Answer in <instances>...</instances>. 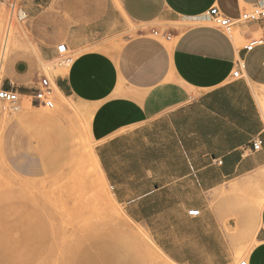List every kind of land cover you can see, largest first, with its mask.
Wrapping results in <instances>:
<instances>
[{
  "label": "crops",
  "instance_id": "0c3cea01",
  "mask_svg": "<svg viewBox=\"0 0 264 264\" xmlns=\"http://www.w3.org/2000/svg\"><path fill=\"white\" fill-rule=\"evenodd\" d=\"M258 1L20 2L36 57L58 59L61 43L75 57L52 81L92 109L95 159L115 201L175 264H264V203L255 221L212 203L225 191L264 195V20L228 35L208 17L216 5L238 19ZM256 137L261 150L247 152Z\"/></svg>",
  "mask_w": 264,
  "mask_h": 264
},
{
  "label": "rangeland",
  "instance_id": "374dc122",
  "mask_svg": "<svg viewBox=\"0 0 264 264\" xmlns=\"http://www.w3.org/2000/svg\"><path fill=\"white\" fill-rule=\"evenodd\" d=\"M20 2L0 3V83L22 93L16 108L0 102L2 264H175L147 229L126 215L96 166L92 109L57 93L53 108L27 96L42 76L52 80L68 73L75 57L70 51L68 62L66 57L52 62L36 57V37L29 17L20 20ZM8 28L14 34L3 59ZM25 61L27 67L15 68ZM232 194L216 196L213 205L240 206L255 221L264 195L256 198L253 188Z\"/></svg>",
  "mask_w": 264,
  "mask_h": 264
},
{
  "label": "built area",
  "instance_id": "2783aa9c",
  "mask_svg": "<svg viewBox=\"0 0 264 264\" xmlns=\"http://www.w3.org/2000/svg\"><path fill=\"white\" fill-rule=\"evenodd\" d=\"M3 2V0H0V3ZM13 10L15 9V3L11 5ZM208 17L213 26L221 30L222 32L232 35L235 31V28L240 23L245 22H259L264 20V1L263 2H256L251 5V10L248 12H244L241 14V16L238 19L230 18L226 16L222 10L218 6H213L208 11ZM27 18L26 13L23 11V17L20 18V20H23ZM260 43V41L252 42L251 44H248L245 49L247 51H251L256 44ZM57 51L59 54V58H64L65 62L70 61L67 58L68 54V47L65 43H61L57 47ZM243 68L242 61H238L236 63V70L233 73L234 78H240L241 77V70ZM54 94L55 91L52 87V83L50 78L47 76H42L39 80L38 86L35 87L31 93H29L27 96L32 99V103L38 104L39 106H45L49 108L54 107ZM22 93L19 91V89H16L14 87H6L4 84L0 83V102L6 103L10 105L13 108H16V105L20 101V96ZM263 145V141L260 137L254 138L249 146L245 149L247 152H257L261 150ZM221 163V162H219ZM199 211H191L190 214L193 216L198 215ZM239 264H247V260H242Z\"/></svg>",
  "mask_w": 264,
  "mask_h": 264
},
{
  "label": "bare ground",
  "instance_id": "6f19581e",
  "mask_svg": "<svg viewBox=\"0 0 264 264\" xmlns=\"http://www.w3.org/2000/svg\"><path fill=\"white\" fill-rule=\"evenodd\" d=\"M10 25V24H9ZM16 30V29H15ZM6 32V31H5ZM16 33V32H15ZM19 33V32H18ZM13 32H12V30L10 29V28H8V32H7V34H6V37H5V42L3 43L4 45V48H3V59H5V56H6V53H7V49H8V47L10 46V43H11V39H12V37H13ZM16 39V38H15ZM14 44V43H13ZM2 63V62H1ZM69 64V63H68ZM2 66V65H1ZM2 69V68H1ZM1 71V70H0ZM51 83H52V87H53V89H54V91H56V93L57 94H59L60 95V97L63 99V100H67L66 98H65V96L59 91V89L55 86V84H54V82H52V80H51ZM39 106V105H38ZM45 107V106H44ZM28 113H29V111H28ZM94 157V156H93ZM95 161H96V159H95ZM96 166L99 168V170H100V167H99V165H98V163H97V161H96ZM98 170V171H99ZM103 177V176H102ZM164 254V253H163ZM167 257V256H166ZM5 259L3 258V257H0V264H2V261H4ZM169 261H170V259H169ZM8 262V261H7ZM7 264V263H6Z\"/></svg>",
  "mask_w": 264,
  "mask_h": 264
}]
</instances>
